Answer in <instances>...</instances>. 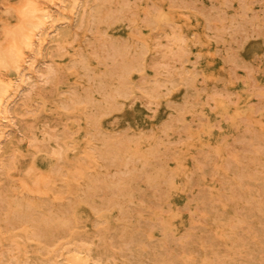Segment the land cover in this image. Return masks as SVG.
I'll return each mask as SVG.
<instances>
[{
    "label": "bare ground",
    "instance_id": "obj_1",
    "mask_svg": "<svg viewBox=\"0 0 264 264\" xmlns=\"http://www.w3.org/2000/svg\"><path fill=\"white\" fill-rule=\"evenodd\" d=\"M167 1L0 0V264H264V89L227 83L242 29L201 12L184 35ZM211 40L232 78L206 91ZM136 102L167 120L123 118Z\"/></svg>",
    "mask_w": 264,
    "mask_h": 264
},
{
    "label": "rangeland",
    "instance_id": "obj_2",
    "mask_svg": "<svg viewBox=\"0 0 264 264\" xmlns=\"http://www.w3.org/2000/svg\"><path fill=\"white\" fill-rule=\"evenodd\" d=\"M157 2L160 0H156ZM177 0L180 7L179 12L175 9H171L173 19L176 25L183 32L184 35L188 36L191 30H197L198 35L201 39L205 38V33L202 31V24L204 18L201 12L208 15L212 23L219 26L220 34L222 38L229 37L226 32L228 31L227 24L229 22L239 24L241 31L238 32L237 42L230 40L229 43L242 57L243 67H236L233 65L232 70L236 75V79L233 82H227L228 87L233 94L243 93L244 83L241 78L248 81L250 85L256 84L264 89V34H258L257 28L250 30L248 21L264 22V0ZM163 5H168L167 0H163ZM195 6L198 8L196 12H187L186 6ZM223 7L222 17H218L220 8ZM181 14V15H180ZM4 15H7L5 13ZM11 21H14L10 17ZM248 29H247V28ZM246 28V29H245ZM124 33L123 26H116L108 31V36L122 37ZM162 48H166V45H162ZM194 52H197L195 47L191 46ZM204 60H206L205 72L207 73L208 79L205 83V90L212 91L219 89L220 84L232 78L228 65L222 61L221 54L223 53L219 44L213 40L210 42H204L201 47V52ZM208 53V54H207ZM159 55V52H156ZM193 54V53H192ZM172 65L180 67L179 62L172 60ZM243 68V69H242ZM247 76V77H246ZM238 77V78H237ZM182 92L177 91L175 98L178 100L181 97ZM256 95L250 97H240L239 101L248 106L256 107L259 106L262 101ZM204 99V94L201 96ZM169 115L168 108L165 105H161L157 111H153L148 108L145 104L136 102L130 104L125 112L123 118L128 120L143 121L146 125L154 124L167 120ZM209 117L220 118L219 115H209ZM236 118L241 117L240 115L235 116ZM254 120L260 119L257 113L251 115ZM232 132L231 130L221 129L216 132Z\"/></svg>",
    "mask_w": 264,
    "mask_h": 264
}]
</instances>
